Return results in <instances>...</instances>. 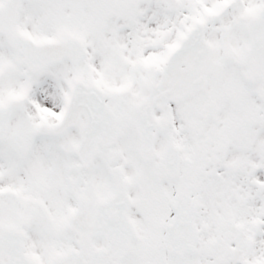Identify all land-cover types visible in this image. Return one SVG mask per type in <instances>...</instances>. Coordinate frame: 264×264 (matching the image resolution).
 I'll return each mask as SVG.
<instances>
[{"label": "snow or ice", "instance_id": "obj_1", "mask_svg": "<svg viewBox=\"0 0 264 264\" xmlns=\"http://www.w3.org/2000/svg\"><path fill=\"white\" fill-rule=\"evenodd\" d=\"M0 264H264V0H0Z\"/></svg>", "mask_w": 264, "mask_h": 264}]
</instances>
